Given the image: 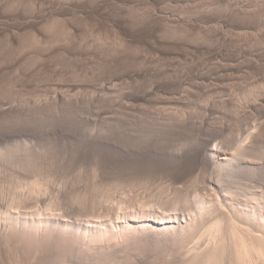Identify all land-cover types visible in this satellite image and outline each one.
Instances as JSON below:
<instances>
[{"label":"rangeland","instance_id":"rangeland-1","mask_svg":"<svg viewBox=\"0 0 264 264\" xmlns=\"http://www.w3.org/2000/svg\"><path fill=\"white\" fill-rule=\"evenodd\" d=\"M54 23L56 26L53 25ZM51 25L54 27H50ZM123 38L127 42L124 49L119 48L117 44L120 40H124ZM37 39L43 43L35 44L34 41ZM132 63L135 64L134 67ZM0 67V152H6L20 160L23 158L20 156L24 150L28 153L32 150L30 154L34 157L42 156L38 158L41 160L43 155L46 156L44 170L49 169L47 174L43 171L46 177V181L43 180V187L47 188H44V193L46 191L47 193L43 195L47 199L44 198L45 202L55 203L52 205L55 208L52 207L53 212H51L53 218L64 214L60 217L70 222L75 220L72 222L75 226L99 216L103 217L102 221L109 218L114 220L110 222L114 225H110L109 228L102 225L104 230L113 228V231L116 229L114 232L118 231L116 233L121 234L120 228V230L123 229L122 233H126V236L121 234L122 237L128 238L129 236L134 240L129 244L131 247L127 245L128 249L125 247L126 244L121 246L124 247L123 253H119L121 258L111 250L102 251L106 248L101 249V246L95 243L92 244L95 248L90 244L89 248L78 246L80 250L77 249V251L78 247L73 250L75 245L72 244L73 247L70 244L71 247L65 245L51 247L49 244L50 246H43L44 248L42 247L43 249L39 251L35 248H33L35 250H30L31 247H28L29 250H26V247L23 250V247L17 245L13 246L16 247L15 250L12 247L10 251H0V264H110L115 259L113 256L116 260L118 259L119 263L124 254L134 264H147V262L148 264H162L165 256H170L172 252L166 251L167 246L161 247L163 244L158 240H156L158 243L148 241V246L144 237H135L141 234V231L136 228L140 224L127 221L126 213L124 214L125 209L153 206L152 208L156 207L158 211L170 210L173 214H176L174 213L176 210V218L178 216L180 224H187L191 219L187 215L190 212V209L187 212L188 208H191V202L195 203L194 199L202 190L203 185L205 191L201 192L206 198L208 197L207 200L211 197L216 201L220 200L216 199L223 195L219 189L213 193L206 187L208 183L206 180L208 181L211 171L204 163L201 164L198 159L196 160L195 155L198 151L200 155L206 154L208 147L216 144L223 151L233 152L237 148L238 142L235 144V141L239 136L248 137V131L253 125L260 127L262 123L264 125V106L258 110L259 112H254L251 111L252 106L245 107L248 104L245 105L243 100H240L245 96L248 97L251 92L258 97L255 100L256 103L264 100V0H0ZM129 86L133 87L134 91ZM119 87H121L120 90L124 88V92L131 89L134 93L146 95L148 100L135 102L129 96L133 92H126L123 96L126 97L124 102L132 105L131 107L135 110L126 114V110L119 108L120 114L114 100L117 94L115 92ZM126 99L129 101L127 102ZM236 107H242L241 110L245 113L239 108L237 111L239 115H242L238 120H233L231 118L234 116L233 111ZM174 111L176 114L178 111V114L181 112L186 114L184 121V113L180 114L183 118L179 121L180 123L177 122L179 127L169 128L168 126L166 128L167 126H159L158 123L157 126L156 121L163 120L161 117L166 116V113L167 115L168 113L175 114ZM146 113H149V117ZM118 114L123 117H118ZM139 114H141L140 117ZM156 116L159 119L155 121L152 118ZM126 118L128 121H125ZM116 120H120L119 126L123 128L119 136L116 130L118 122ZM200 122L203 123L199 124ZM180 124L184 126L180 128ZM126 125L131 126L132 129L130 127L128 130L134 133L132 131L128 133L129 131L124 129ZM164 127L168 131L162 129ZM179 128L180 130L185 128V131H180ZM201 134L202 137H200ZM263 136L264 132L260 137L262 150H264ZM204 137L208 138V141ZM245 139L248 140V142L245 140L246 145L253 141L252 137ZM180 145L185 146V149ZM229 145H231L230 148ZM186 147L192 153L191 156L182 160V163L181 161L176 162L177 167L174 163H168L167 166L165 157L171 156L172 153L176 154L177 149H179L177 153L180 150L184 151ZM205 149H207L206 152ZM17 150H21L22 152L19 151L21 154H18ZM188 150L184 153H189ZM201 151L204 152L201 153ZM15 152L17 156L13 154ZM261 152L257 155L259 159H261ZM185 160L187 162L183 163ZM8 164L10 163L7 161L0 163V213L7 209L5 207H8L9 203L11 204L17 198L16 196L22 197L23 195V199L26 198L22 199V206L27 203L24 201H33L32 199L36 198L30 195L32 194L30 189H25L33 179L29 180L30 183L26 179L17 182L11 172L13 167ZM48 165L52 168L47 167ZM7 171L10 172L6 176ZM21 182H24L23 186ZM246 182L244 183L250 185L243 190L244 195L250 196L253 193L250 191L253 187H255V192L257 190L259 194L264 193L263 183L261 189L258 188L257 182ZM17 186L20 190L23 187L22 192ZM259 189L263 191L259 192ZM171 201L179 202L176 203L179 207L175 202L173 206ZM35 203L36 209L39 205ZM47 205L48 203L42 204V208L39 207L43 209ZM181 206L185 207L180 208ZM174 207L176 209L173 212ZM0 225L6 227L7 223L0 221ZM1 226L0 236L3 232H7L8 235L9 232L12 234L9 227ZM131 226L137 229L134 233L139 232V234L128 231ZM140 238L143 241L145 239L147 245L142 243ZM153 244L156 245L153 246ZM97 246L100 247L97 248ZM65 247L67 250L64 249ZM81 247L84 249L82 250ZM99 252H106V255ZM98 253L99 259L96 256ZM168 256L163 262L168 261ZM101 257L107 259H101ZM126 257L121 260L120 264L129 263L130 259ZM171 258L172 256L169 260ZM116 260L112 263L117 264Z\"/></svg>","mask_w":264,"mask_h":264},{"label":"bare ground","instance_id":"bare-ground-1","mask_svg":"<svg viewBox=\"0 0 264 264\" xmlns=\"http://www.w3.org/2000/svg\"><path fill=\"white\" fill-rule=\"evenodd\" d=\"M116 1V0H115ZM18 2V1H16ZM90 2V1H89ZM104 2V1H103ZM72 4V3H71ZM76 4V3H75ZM83 4V3H82ZM92 4V3H91ZM134 4V3H133ZM57 5V4H56ZM90 5V3H89ZM232 5V4H231ZM83 6V5H82ZM81 6V8H82ZM87 6V5H86ZM98 6V5H97ZM100 6V5H99ZM16 7V6H15ZM42 7V6H41ZM104 7V6H103ZM247 7V6H246ZM251 7V6H250ZM52 8V7H51ZM68 8V7H67ZM66 8V9H67ZM94 8V6H93ZM223 8V7H222ZM211 9V8H210ZM221 9V8H220ZM230 9V8H229ZM79 10V9H78ZM106 10V8H105ZM205 10V9H204ZM208 10V9H207ZM213 10V9H212ZM242 10V9H241ZM83 11V10H82ZM86 11V10H85ZM96 11V10H95ZM233 11V10H232ZM243 11V10H242ZM8 12V11H7ZM46 12V11H45ZM69 12V11H68ZM74 12V11H73ZM71 14V13H70ZM138 14V13H137ZM240 14V13H239ZM17 15V14H15ZM25 15V14H24ZM77 15V14H76ZM113 15V14H112ZM136 15V14H134ZM7 16V15H6ZM62 16V15H61ZM85 16V15H84ZM107 16V15H105ZM259 16V15H258ZM5 17V16H4ZM47 17V16H46ZM79 17V16H78ZM120 17V16H119ZM160 17V16H159ZM234 17V16H233ZM82 18V17H81ZM87 18V17H86ZM124 18V17H123ZM138 18V17H137ZM250 18V17H249ZM66 19V18H65ZM68 19V18H67ZM143 19V18H142ZM149 19V18H148ZM168 19V18H167ZM258 19V18H257ZM38 20V19H37ZM99 20V19H98ZM252 20V19H251ZM47 21V20H46ZM58 21V20H57ZM143 21V20H142ZM161 21V20H160ZM254 21V20H253ZM119 22V21H118ZM123 22V21H122ZM170 22V21H169ZM33 23V22H31ZM49 23V22H48ZM75 23V22H74ZM84 23V22H83ZM110 23V22H109ZM47 24V23H46ZM107 24V23H106ZM120 24V23H119ZM54 26L55 23L53 24ZM53 25H51L50 27H52ZM117 25V24H116ZM179 25V24H178ZM246 25V24H245ZM48 26V25H47ZM53 26V27H54ZM119 26V25H118ZM130 26V25H129ZM31 27V26H30ZM60 27V26H59ZM58 27V29H59ZM99 27V26H98ZM142 27V26H141ZM57 28V27H56ZM64 28V27H63ZM69 28V27H68ZM118 28V27H117ZM62 29V28H60ZM65 29V28H64ZM64 29L62 30V32L64 31ZM116 29V28H115ZM144 29V28H143ZM167 29V28H166ZM186 29V28H185ZM25 30V29H24ZM55 30V29H54ZM168 30V29H167ZM79 31V30H78ZM110 31V30H109ZM45 32V31H44ZM53 32V31H52ZM58 32V31H56ZM191 32V31H190ZM43 33V32H42ZM48 33V32H47ZM82 33V32H81ZM100 33V31H99ZM120 33V32H119ZM179 33V32H178ZM40 34V33H39ZM57 34V33H56ZM60 34V32H59ZM62 34V33H61ZM71 34V33H70ZM97 34V33H96ZM121 34V33H120ZM125 34V33H124ZM134 34V33H133ZM186 34V33H185ZM16 35V34H15ZM34 35V34H33ZM41 35V34H40ZM49 35V34H48ZM66 35V34H65ZM105 35V33H104ZM116 35V34H115ZM132 35V34H131ZM61 35H59L60 37ZM86 36V35H85ZM94 36V35H93ZM123 36V35H122ZM164 36V35H163ZM171 36V35H170ZM180 36V35H179ZM45 37V35H44ZM49 37V36H48ZM56 37V36H54ZM63 37V36H62ZM67 37V35H66ZM102 37V36H101ZM119 37V36H118ZM121 37V36H120ZM24 38V37H23ZM27 38V37H26ZM33 38V37H32ZM39 38V37H37ZM53 38V37H52ZM109 38V37H108ZM114 38V37H113ZM112 38V39H113ZM129 38V37H128ZM17 39V38H16ZM41 39V38H40ZM35 40V44H40L41 40ZM49 39V38H48ZM66 39V38H65ZM124 39V38H123ZM173 39V38H172ZM45 40V39H44ZM171 40V39H169ZM192 40V39H191ZM196 40V39H195ZM12 41V40H11ZM57 41V40H56ZM59 41V40H58ZM57 41V42H58ZM66 41V40H65ZM99 41V40H98ZM46 42V41H45ZM8 43V42H7ZM15 43V42H14ZM26 43V42H25ZM33 43V42H32ZM43 43V41L41 42ZM48 43V42H47ZM103 43V42H102ZM107 43V42H106ZM114 43V42H113ZM134 43V42H133ZM138 43V42H137ZM192 43V42H191ZM12 44V43H11ZM53 44V43H52ZM68 44V43H67ZM97 44V43H96ZM119 48H122L124 49L123 47H126L127 46V42L124 40H120L119 43H117ZM132 44V43H131ZM19 45V44H17ZM47 45V44H46ZM80 45V44H79ZM94 45V44H93ZM106 45V44H105ZM21 46V45H20ZM29 46V45H28ZM87 46V45H86ZM103 46V45H102ZM131 46V45H130ZM9 47V46H8ZM30 47V46H29ZM36 47V46H35ZM38 47V45H37ZM69 47V46H68ZM77 47V46H76ZM117 47V46H115ZM114 47V48H115ZM73 48V47H72ZM75 48V47H74ZM45 49V47H44ZM101 49V48H100ZM90 50V49H89ZM126 50V49H125ZM12 51V50H11ZM18 51V50H17ZM115 51V50H114ZM117 51V50H116ZM137 51V50H136ZM111 52V51H110ZM4 53V52H3ZM17 53V52H16ZM42 53V52H41ZM128 53V52H127ZM144 53V52H143ZM9 54V53H8ZM141 54V53H140ZM64 55V54H63ZM103 56V55H102ZM53 57V56H52ZM127 57V56H126ZM4 59V58H3ZM43 59V58H42ZM62 59V58H61ZM105 59V58H104ZM120 60V59H119ZM21 61V60H20ZM102 61V60H101ZM6 62V61H5ZM126 62V61H125ZM134 62V61H133ZM9 63V62H8ZM32 63V61H31ZM47 63V62H46ZM131 63V62H130ZM19 64V63H18ZM24 65V64H23ZM126 65V64H125ZM133 65V63H132ZM131 65V66H132ZM135 65V64H134ZM133 65V67H134ZM139 65V64H138ZM137 65V66H138ZM141 65V64H140ZM29 66V65H28ZM35 66V65H34ZM124 66V65H123ZM67 67V66H66ZM108 67V66H107ZM130 67V65H129ZM1 68V67H0ZM29 68V67H28ZM115 68V67H114ZM117 68V67H116ZM140 68V67H139ZM46 69V68H45ZM37 71V70H36ZM109 71V70H108ZM3 72V71H2ZM81 78V77H80ZM9 83V82H8ZM134 83V82H133ZM255 86V85H254ZM7 87V86H6ZM130 87V86H129ZM257 87V86H256ZM261 87V86H260ZM121 87H119V91L117 90V92H115V104H117L118 108H116L117 110H119V108H123L124 110L127 111L126 114H130L133 110V108L130 106V104H126V102H124L125 98L123 96L126 95V92H133L134 91V88L133 87H130L133 89V91H125L124 92V88L120 90ZM4 89V88H3ZM7 89V88H6ZM129 89V88H128ZM246 89V88H244ZM259 89V88H258ZM261 89V88H260ZM1 90V88H0ZM107 90V89H106ZM248 90V89H247ZM123 91V92H122ZM257 91V90H255ZM140 92V91H139ZM129 93H127V96L129 95ZM250 93V92H249ZM248 93V94H249ZM253 94V92H251ZM250 93V94H251ZM261 93V92H260ZM2 94V93H1ZM125 94V95H124ZM190 94V93H189ZM249 94L248 97H244L243 99L241 98L240 100L244 102V104L246 105V103L248 105H246L245 107H248V106H252V109L251 111H254V112H259L258 110H261V107L264 106V100L263 102H258L256 103V98L258 99V97L255 95V93L253 95H255L253 97V95L251 96ZM257 94V93H256ZM236 95V94H235ZM130 96V99H133V101L135 100V102H140V101H146L148 100L146 98V95L143 96L142 94L139 95L138 93H132V95H129ZM128 96V97H129ZM244 96V95H243ZM71 97V96H70ZM127 97V98H128ZM148 97V95H147ZM261 97V96H260ZM124 98V99H123ZM193 98V97H192ZM195 98V97H194ZM240 98V97H239ZM82 99V98H81ZM129 99V98H128ZM126 99V101L128 100ZM111 100V99H110ZM158 100V99H157ZM184 100V99H183ZM189 100V99H188ZM218 100V99H217ZM232 100V99H231ZM234 100V99H233ZM238 100V99H237ZM129 101V100H128ZM127 101V102H128ZM132 101V103H133ZM239 101V100H238ZM255 101V102H254ZM262 101V100H261ZM32 102V101H31ZM236 102V101H235ZM241 102V103H243ZM87 103V102H86ZM107 103V102H105ZM112 103V102H111ZM130 103H131V100H130ZM155 103V102H154ZM185 103V102H184ZM193 103V102H192ZM232 103V102H231ZM70 104V103H69ZM94 104V103H93ZM138 104V103H137ZM152 104V103H151ZM200 104V103H199ZM236 104V103H235ZM239 104H240V101H239ZM12 105V104H11ZM57 105V104H56ZM62 105V104H61ZM101 105V104H100ZM143 105V104H142ZM217 105V104H216ZM222 105V104H221ZM165 106V105H164ZM190 106V105H189ZM201 106V105H200ZM218 106V105H217ZM36 107V106H35ZM99 107V106H98ZM134 107V106H133ZM148 107V106H147ZM151 107V106H150ZM182 107V106H181ZM216 107V106H215ZM228 107V106H227ZM55 108V107H54ZM115 108V107H114ZM217 108V107H216ZM215 108V109H216ZM240 107H236V110L234 108V111H233V115L231 119L233 120H238V118L240 117V114L239 115V110ZM250 108V107H249ZM248 108V109H249ZM11 109V108H10ZM62 109V108H61ZM68 109V108H67ZM72 109V108H71ZM96 109V108H95ZM140 109V108H138ZM147 109V108H146ZM155 109V108H154ZM176 109V108H175ZM208 109V108H207ZM206 109V111H208ZM213 109V108H211ZM241 109H243L242 107L240 108V111H242ZM247 109V108H246ZM55 110V109H54ZM114 110V109H113ZM132 110V111H131ZM233 110V109H231ZM230 110V111H231ZM144 111V109H143ZM146 111V110H145ZM168 111V110H167ZM171 111V110H170ZM196 111V109H195ZM218 111V109H217ZM64 112V111H63ZM83 112V111H82ZM120 113V110L118 111ZM117 112V113H118ZM122 112V111H121ZM129 112V113H128ZM137 112V111H136ZM142 112V110H141ZM179 112V111H178ZM174 113L175 114H169L167 115L166 113V116H162L161 119L156 118H152L153 120H158L159 121H156L155 123L159 124V126H167L166 128H171L173 126H175L174 128L176 127H179L178 126V123H180L179 121H181V119L183 118V121L184 119L186 118V114L184 112H181L178 114ZM197 112V111H196ZM210 112H213V111H210ZM243 113H245L244 111H242ZM11 113V112H10ZM78 113V112H77ZM123 113V112H122ZM143 113V112H142ZM141 113V114H142ZM163 115L164 112H162ZM161 113V114H162ZM171 113V112H170ZM184 115L181 117L180 114H183ZM116 114V113H115ZM121 114V113H120ZM139 114V117L140 115ZM149 113H146V116L148 115ZM160 114V116H161ZM191 114V113H190ZM216 114V113H215ZM219 114V113H218ZM227 114V113H226ZM259 114V113H258ZM264 114V113H263ZM53 115V114H52ZM56 115V114H55ZM133 115V114H131ZM145 115V113H144ZM157 115V114H156ZM159 115V114H158ZM187 115H189L187 113ZM207 115V114H205ZM244 115V114H243ZM2 116V115H1ZM18 116V115H17ZM153 116V115H152ZM214 116V115H213ZM254 116V114H253ZM6 117V116H4ZM118 117L122 118L121 116H119L118 114ZM126 117V116H125ZM128 117V116H127ZM138 117V116H137ZM138 117V119H139ZM145 117V116H144ZM143 117V118H144ZM149 117V115L147 116ZM151 117V115H150ZM165 117V118H163ZM205 117V116H204ZM209 117V116H208ZM212 117V116H211ZM231 117V116H230ZM246 117V116H245ZM248 117V116H247ZM53 118V117H52ZM251 118V117H250ZM115 119V118H114ZM113 119V120H114ZM124 119V118H123ZM142 119V117H141ZM150 119V118H149ZM207 119V118H206ZM247 119V118H245ZM21 120V119H20ZM58 120V119H57ZM121 120V119H120ZM120 120H116L118 121L117 122V127H116V130H117V134L119 136V134H121V130L123 129L122 126L120 128L119 126V123H120ZM134 120V119H133ZM140 120V119H139ZM146 120V119H145ZM161 120V121H160ZM250 120V119H249ZM44 121V120H43ZM125 121H128L127 118ZM124 121V122H125ZM151 121V120H150ZM189 121V120H188ZM203 121V120H202ZM10 122V121H9ZM122 122V121H121ZM160 122V123H159ZM178 122V123H177ZM186 122V121H185ZM184 122V123H185ZM205 122V121H203ZM203 122H200L199 124L203 123ZM221 122V121H220ZM230 122V120H229ZM126 123V122H125ZM123 123V124H125ZM147 123V122H145ZM188 123V122H187ZM47 124V123H46ZM122 124V125H123ZM132 124V123H131ZM135 124V123H134ZM157 124V126H158ZM191 124V123H189ZM220 124V123H219ZM250 124V123H249ZM60 125V124H59ZM116 125V124H115ZM129 125V124H128ZM128 125H126V128H124L125 130L127 129H130L131 126L128 127ZM204 125V124H202ZM235 125V124H234ZM262 127L260 126H252V128H250V130L248 131L249 134H247L248 137H243V135L239 136L238 139H236L235 141V144L236 142L237 143V148L234 150L233 148V152H226V151H223V149H219L220 147L217 146V144L215 146H209L208 147V151L207 149H205L204 151L206 152V154L202 155L204 151H201V155L197 152V155H195L196 157V160L198 159L201 164L204 163L208 170H210V176L208 181L206 180V183H207V188L208 189H211L213 191V193H216L214 191H216L217 189H219V191L222 192L223 195H221V198L217 197L216 199H220V200H214L213 197L209 198V200H207V198L204 196V194L201 192L203 190V187H205L203 185L202 187V190L197 194V196L195 197L194 201L195 203L193 204V202H191L192 206L191 208L189 207L188 208V211L189 212V209H190V212L187 214L188 216L191 217V219H189L188 221H190L189 223L187 224H180V222L178 221V216L176 218V208L174 207L173 209V212L175 210L174 213L176 214H173L170 210L169 211H158L156 210L155 208H152L150 207H145L143 206V208H127L125 209L126 211L124 212V214L127 216L126 219L127 221L129 222H133V223H139L140 225L136 228H138L141 232L140 235H136L135 237H144L147 241V244L149 246V243L148 241H152V242H155L156 240H158V242L160 241L161 244H163V246L161 247H164V246H167L166 247V251L167 252H172V254L170 256H172V258L169 260L170 256H168L167 260L168 261H165L163 262L164 260H166V257L164 258V260L162 261V264H264V193L263 194H259L256 190L255 192V187H253L252 191L253 193L250 195V196H247V195H244L243 194V190H246L245 188L249 185L245 184L244 182L247 181L246 183H258V188H261L262 189V183L264 184V150L263 149V145L260 141V137L262 135V133L264 132V128H263V123L261 124ZM57 126V125H56ZM155 126V125H154ZM181 126H184L182 124H180V128ZM188 126V125H187ZM186 126V127H187ZM197 126V125H196ZM200 126V125H199ZM198 126V127H199ZM211 127V125H209ZM214 126V125H213ZM212 126V127H213ZM243 126V125H242ZM246 126V125H245ZM248 126V125H247ZM250 126V125H249ZM124 127V126H123ZM135 127V126H134ZM137 127V125H136ZM162 128V129H166V128ZM193 127V125L191 126ZM190 127V129H191ZM209 127V128H210ZM160 128V127H159ZM172 128V129H174ZM179 128V130H180ZM183 128V127H182ZM195 128V126H194ZM202 128V127H201ZM214 128V127H213ZM222 128V127H221ZM132 129V127H131ZM146 129V128H145ZM161 129V128H160ZM196 129V128H195ZM203 129V128H202ZM224 129V128H223ZM222 129V130H223ZM249 129V128H248ZM134 130V128H133ZM158 130V129H157ZM192 130V129H191ZM201 130V129H200ZM206 130V129H205ZM211 130V129H210ZM215 130V129H214ZM221 130V131H222ZM228 130V129H227ZM231 130V129H230ZM234 130V129H233ZM240 130V129H238ZM246 130V128H245ZM129 132L128 133H131L130 131L132 130H128ZM150 131V129H149ZM155 131V130H153ZM166 131H168L166 129ZM180 131H185V128L184 130H180ZM198 131V130H197ZM236 131V130H235ZM244 131V130H243ZM133 132V131H132ZM156 132V131H155ZM179 132V131H177ZM176 132V133H177ZM195 132V130H194ZM200 132V131H199ZM205 132V131H204ZM224 132V131H223ZM241 132V131H240ZM123 133V131H122ZM127 133V134H128ZM134 133V132H133ZM136 133V132H135ZM138 133V132H137ZM160 133V131H159ZM172 133V132H171ZM175 133V132H174ZM182 133V132H181ZM239 133V132H238ZM247 133V132H246ZM245 133V134H246ZM125 134V133H124ZM126 134V135H127ZM198 134V132H197ZM203 134V133H202ZM202 134L200 137H202ZM213 135V133H210ZM215 134V133H214ZM221 134V133H220ZM223 134V133H222ZM133 135V134H132ZM138 135V134H137ZM205 136L208 134H204ZM131 136V135H130ZM196 136V134H195ZM199 136V135H198ZM197 136V137H198ZM234 136V135H233ZM238 136V135H237ZM122 137V135H121ZM211 137V135H210ZM214 137V136H213ZM212 137V138H213ZM224 137V136H223ZM249 137H252L251 141H249L251 144H244L247 140L245 138H249ZM264 137V136H263ZM262 137V138H263ZM234 138V137H233ZM125 139V138H124ZM194 139V138H193ZM197 139V138H195ZM205 140H207L205 137H204ZM48 140V139H47ZM119 140H120V137H119ZM127 140V139H126ZM203 140V139H202ZM210 140V139H209ZM232 140V141H233ZM208 141V140H207ZM228 141V140H226ZM125 142V141H124ZM132 142V141H131ZM195 142V141H194ZM206 142V141H205ZM231 142V141H230ZM248 142V140H247ZM52 143V142H51ZM122 143V142H121ZM188 143V142H187ZM196 143V142H195ZM208 143V142H207ZM227 143V142H226ZM179 144V143H178ZM225 144V142H224ZM231 144V143H229ZM27 145V144H26ZM33 145V144H32ZM44 145V144H43ZM49 145V144H48ZM183 145V144H182ZM193 145V144H192ZM204 145H206V143H204ZM233 145V146H234ZM120 146V145H119ZM127 146V145H126ZM177 146V145H176ZM181 146V145H180ZM179 146V147H180ZM185 146H186V142H185ZM185 146H181L183 149H185L184 147ZM187 146H190V145H187ZM18 147V146H17ZM22 147V146H21ZM117 147V146H116ZM180 147V148H181ZM205 147V146H204ZM231 147V145H229V148ZM26 148V147H25ZM55 148V147H54ZM123 148V147H122ZM178 148V147H177ZM181 148V149H182ZM187 148V147H186ZM206 148V147H205ZM22 149V148H21ZM24 149V148H23ZM22 149V150H23ZM124 149V148H123ZM176 149V148H175ZM182 149V150H183ZM189 148H187L186 150H188ZM16 150V148H15ZM179 149H177L176 151V154L174 153H170L171 156L169 157H165V161H166V164L168 166V163H171L174 165H176L175 163L177 162H180L182 163V160L186 159V158H189L191 156L192 153H190V150H188L189 153H184V151L177 153ZM230 151V149H228ZM11 151V150H10ZM18 151V150H17ZM20 152H22L21 150H19ZM18 151V152H19ZM32 151V150H31ZM30 151V153H31ZM36 151V150H35ZM119 151V150H118ZM126 151V150H125ZM232 151V150H231ZM262 151V152H261ZM17 152V153H18ZM18 153V154H21V153ZM47 152V151H46ZM48 152L50 153V151L48 150ZM168 152V151H167ZM175 152V151H174ZM194 152V153H196ZM261 152V159L257 158V155H259L258 153ZM6 153V152H4ZM3 152L1 153L0 152V163L3 164L4 162L6 163V161L8 163L11 164V166L13 167L12 169V173H13V177L18 181H21L22 179H26V181H29L30 179H33V181L30 183V181L28 183L30 184H27V187L25 189H30L32 192V197H36L35 199H32L33 201H24V203H26L25 206H22L21 203H23V200H25L26 198L23 199V195L22 197L20 196H16L14 195V199L12 198L13 202L9 205L8 207H5L7 209H5V211H1L2 213H0V221L1 222H5L7 223L6 227L8 229H10V231H12V234L9 232V235L4 233L3 231L5 230H2L3 232V235L0 236V251L1 250H8L10 251V249L13 247V246H17V245H20L21 248L23 247V250L24 248L26 247V250H29L28 247L31 249L35 248L39 251V249H43L44 247H46V245H49L51 244V247L53 245H65V246H69V244L71 245H75L74 246V249L75 250V247H80V246H90V244L94 245L95 244H98L100 246H97V248H106V249H103L102 251H105V250H111L113 251L114 253L120 255L121 253H123L122 251L124 250L121 246L122 245H125V247L127 248V245L129 246V244L131 242H133L134 240L132 239L133 237H129L128 235V238L126 237H122L123 235H125L126 233H122L123 229L120 230L119 228V232H121V235L120 233H116L113 231V228L110 230V229H105L102 228L104 226L102 225H105L106 227L110 225H114L110 222H113L114 220H105L103 219L102 221V218L101 216L97 217V218H94V219H90V220H87V221H83L84 223H76L78 224L77 226H75L74 221H71L70 220H66L64 218H61L60 216L61 215H64V214H61L59 217L57 218H53L52 216V203H49L48 201L45 202L47 199L44 197V195H46L47 191L44 193L46 186L43 187V180H45V173L43 171H46V174L48 172V169L44 170V166L46 165V161H45V158L46 156L43 155V158L42 160L45 161L43 162L41 159H38L39 157H42V156H39L41 155V153L38 155L39 157H34L32 156L30 153H28L27 151L24 150V152L21 154L22 156H20L22 159L17 161L15 158H13V156H10L8 155V153L4 154ZM123 153V152H122ZM193 153V155H194ZM12 154V153H11ZM17 156L16 152L13 153ZM166 154V153H165ZM199 154V155H198ZM34 155V153H33ZM37 156V154H35ZM47 155V154H46ZM63 155V154H62ZM120 155V154H119ZM124 155V154H123ZM164 155V154H163ZM14 156V157H16ZM165 156V155H164ZM48 157V156H47ZM57 157V156H56ZM125 157V156H124ZM162 157V156H161ZM194 157V156H193ZM260 157V156H259ZM2 158V159H1ZM57 159V158H56ZM123 159V158H122ZM132 159V158H131ZM259 159V160H258ZM4 161L3 163L1 161ZM48 160H50V158H48ZM71 160V159H70ZM188 160V159H187ZM192 160V159H191ZM194 160V158H193ZM52 161V160H50ZM96 161V160H95ZM120 161V160H119ZM189 161V160H188ZM198 161V162H199ZM59 162V161H57ZM187 161L185 160V162L183 163H186ZM196 162V161H195ZM49 163H52V162H49ZM8 164V165H10ZM48 164V163H47ZM200 164V165H201ZM5 165V164H4ZM3 165V166H4ZM57 165V164H56ZM59 165V164H58ZM178 165V164H177ZM176 165V167H177ZM194 165V164H193ZM199 165V164H198ZM2 166V167H3ZM7 166V165H6ZM50 165H48L47 167H49ZM53 166V165H52ZM55 166V165H54ZM62 166V165H61ZM96 166V165H95ZM192 166V164H191ZM1 167V168H2ZM10 167V166H9ZM51 167V166H50ZM58 167V166H57ZM60 167V166H59ZM173 167V165H172ZM52 168V167H51ZM54 168V167H53ZM96 168V167H95ZM190 168V167H189ZM3 169V168H2ZM172 169V168H170ZM182 169V168H181ZM5 170V169H4ZM7 170V169H6ZM9 170V169H8ZM11 170V169H10ZM3 171V170H2ZM60 171V170H59ZM99 171V170H98ZM97 171V172H98ZM177 171V170H176ZM180 171V169L178 170ZM177 171V172H178ZM4 172V171H3ZM10 172V171H9ZM8 171L5 172L4 174L7 176V173H9ZM51 172V171H50ZM102 172V171H100ZM54 173V172H53ZM63 173V172H62ZM61 173V174H62ZM96 173V172H95ZM172 174V173H171ZM178 174V173H177ZM181 174V173H179ZM196 174V173H195ZM208 174V173H207ZM3 175V174H2ZM51 175V174H50ZM81 175V174H80ZM10 176V174H9ZM96 176V175H95ZM178 176V175H177ZM201 176V175H200ZM199 176V177H200ZM1 177V176H0ZM5 177V176H4ZM12 177V178H13ZM49 177V176H48ZM75 177V176H74ZM83 177V176H82ZM54 178V177H53ZM57 178V177H56ZM81 178V177H80ZM188 178V177H187ZM8 179V178H7ZM28 179V180H27ZM69 179V178H67ZM75 179V178H74ZM90 179V178H89ZM100 179V178H99ZM98 179V180H99ZM204 179V178H203ZM11 180V179H10ZM15 180V181H16ZM50 180V179H48ZM47 180V181H48ZM170 180V179H169ZM13 181V179H12ZM23 181V180H22ZM25 181V182H26ZM100 181V180H99ZM249 181V182H248ZM14 182V181H13ZM83 182V181H82ZM204 182V181H203ZM16 183V182H15ZM22 183V182H21ZM19 183V184H21ZM24 183V182H23ZM23 183H22V186H23ZM47 183V182H46ZM50 183V181H49ZM102 183V182H101ZM197 183V182H196ZM196 183H193L194 185ZM202 183V182H201ZM200 183V184H201ZM261 183V184H260ZM17 184V183H16ZM18 184V185H19ZM26 184V183H25ZM199 184V185H200ZM30 185V186H29ZM48 185V183H47ZM82 185V184H81ZM95 185V184H94ZM3 186V185H2ZM16 186V185H15ZM21 186V185H20ZM26 186V185H25ZM29 186V187H28ZM51 186V185H50ZM198 186V185H197ZM4 187V186H3ZM2 187V188H3ZM7 187V186H6ZM99 187V186H98ZM200 187V186H199ZM13 188V187H12ZM18 188V186H17ZM100 188V187H99ZM10 189V188H9ZM19 189V188H18ZM22 189L23 187H21V192H22ZM47 189V188H46ZM65 189V188H64ZM87 189V188H86ZM94 189V188H93ZM206 189V188H204ZM160 190V189H159ZM166 190V189H165ZM200 189H198L199 191ZM6 191V190H5ZM29 191V190H28ZM82 191V190H81ZM85 191V190H84ZM89 191V190H88ZM93 191V190H92ZM98 191V190H97ZM196 191V190H195ZM205 191V190H203ZM210 192V190H208ZM207 191V192H208ZM211 191V193H212ZM249 191V189H248ZM259 192L263 191V190H258ZM15 192V191H13ZM17 192V190H16ZM161 192V191H159ZM264 192V191H263ZM18 193V192H17ZM63 193V192H62ZM206 193V192H205ZM44 194V195H43ZM53 194V193H52ZM80 194V193H79ZM101 194V193H100ZM203 194V195H202ZM210 194V193H209ZM220 194V193H219ZM218 194V195H219ZM210 195H213L214 194H210ZM208 195V196H210ZM16 196V197H15ZM62 196V195H61ZM65 196V195H64ZM84 196V195H83ZM92 196V195H91ZM98 196V195H96ZM13 197V196H12ZM19 197V198H18ZM43 198V199H40V198ZM67 197V196H66ZM85 197V196H84ZM83 197V199H84ZM89 197V196H88ZM46 200H45V199ZM50 198V196H49ZM97 198V197H96ZM213 198V199H212ZM23 199V200H22ZM37 199V201H35ZM76 199V198H75ZM78 199V198H77ZM79 199H81L79 197ZM99 199V198H98ZM180 199V198H179ZM212 199V200H211ZM2 200V199H1ZM11 200V201H12ZM52 200V199H51ZM57 200V199H56ZM101 200V199H100ZM175 200V199H174ZM177 200V199H176ZM55 201V200H54ZM53 201V202H54ZM74 201V200H73ZM76 201V200H75ZM161 201V200H160ZM189 201V200H188ZM37 202V205H39L41 207V205H45L48 203V205L46 206V208L44 207L43 209H41L39 206V208L35 209V206H36V203ZM76 202H79V201H76ZM85 202V201H84ZM132 202V201H131ZM155 202V201H154ZM172 202V201H171ZM174 202L173 201V206H174ZM190 202V201H189ZM5 203V202H4ZM39 203V204H38ZM81 203V202H80ZM178 204L179 202H175V204ZM187 203V202H186ZM185 203V204H186ZM41 204V205H40ZM61 204V203H60ZM75 204V203H74ZM176 204V205H177ZM189 204V203H187ZM80 205V204H79ZM101 205V204H100ZM158 205V204H157ZM172 205V204H171ZM180 205V204H179ZM190 205V204H189ZM187 205V206H189ZM7 206V205H6ZM93 206V205H92ZM120 206V205H119ZM129 206V205H128ZM131 206V204H130ZM138 206V205H137ZM172 206V207H173ZM186 206V205H185ZM184 206V207H185ZM75 207V206H74ZM95 207V206H94ZM145 207V208H144ZM177 207H179L177 205ZM184 207H180V208H184ZM55 208V207H54ZM53 208V209H54ZM87 208V207H86ZM123 208V207H122ZM158 208V207H157ZM168 208V207H167ZM171 208V207H170ZM187 208V207H186ZM4 209V208H3ZM59 209V208H58ZM155 209V210H154ZM179 209V208H178ZM56 210V209H55ZM55 210H54V213H55ZM97 210V209H96ZM119 210V209H118ZM121 210V209H120ZM185 210V209H184ZM187 210V209H186ZM124 211V210H123ZM122 211V212H123ZM183 211V210H181ZM180 211V212H181ZM59 212V211H58ZM66 212V211H65ZM118 212V211H117ZM120 212V211H119ZM179 212V210H178ZM193 214H192V213ZM113 213V212H111ZM182 213V212H181ZM184 213V211H183ZM192 215H191V214ZM60 214V213H59ZM123 214V213H122ZM180 214V213H179ZM190 214V215H189ZM55 215V214H54ZM56 215H57V212H56ZM105 215V214H104ZM110 215V214H108ZM124 215V217H125ZM175 215V216H173ZM186 215V214H185ZM73 216V215H72ZM123 216V215H122ZM184 216V215H183ZM65 217V216H63ZM69 217V216H68ZM111 217V216H110ZM79 218V217H78ZM184 218L186 219V216H184ZM188 218V217H187ZM68 219V218H67ZM70 219V218H69ZM78 220V219H77ZM86 220V219H84ZM184 220V219H183ZM118 221V220H117ZM77 222V221H76ZM115 223V222H114ZM4 224V223H2ZM1 224V225H2ZM100 224V226H99ZM132 224V223H131ZM0 225V226H1ZM4 226V225H3ZM1 226V227H3ZM19 228H18V227ZM120 226V225H118ZM129 226V225H128ZM128 226H125V228H128ZM4 226V228H6ZM114 227V226H112ZM122 227V226H120ZM6 229V230H8ZM130 230L128 231H132V233H134V231L137 232V229L135 230V227H129ZM126 230V229H125ZM138 230V231H139ZM1 231V229H0ZM127 232V231H126ZM135 232V233H136ZM202 232V233H201ZM129 233V232H127ZM134 233V234H135ZM201 233V236H199ZM1 234V233H0ZM11 234V235H10ZM133 234V235H134ZM136 234H139L136 233ZM132 235V236H133ZM126 236V235H125ZM132 239V240H131ZM135 239V238H134ZM141 239V238H140ZM145 239L143 241L142 240V243H145ZM154 240V241H153ZM136 241V240H135ZM141 242V241H140ZM157 242V241H156ZM157 242V243H158ZM139 244V241L137 242ZM159 243V244H160ZM134 244V243H133ZM136 244V243H135ZM146 244V243H145ZM146 244V245H147ZM152 243L150 242V245ZM24 245V246H22ZM71 245V246H72ZM92 245V246H93ZM132 245V244H131ZM140 245V244H139ZM156 244H153V246H155ZM19 246V248H20ZM44 246V247H43ZM50 246V245H49ZM47 246V247H49ZM57 246V247H58ZM69 246V247H71ZM96 246V245H95ZM142 246V245H141ZM152 246V245H151ZM43 247V248H42ZM56 247V248H57ZM61 247V246H60ZM58 247V248H60ZM73 247V246H72ZM76 248V251L77 249L80 250V248ZM94 247V246H93ZM131 247V246H129ZM144 247V245L142 246ZM140 247V248H142ZM16 247H13L12 249L15 250ZM17 247V249H19ZM55 248V247H54ZM52 248V250L54 249ZM57 248V249H58ZM67 247H65L64 249H66ZM89 248V247H88ZM95 248V247H94ZM158 248H160V246H158ZM33 249V250H35ZM62 249H63V246H62ZM81 249L83 250L84 248L81 247ZM86 249V248H85ZM128 249V248H127ZM149 249V248H148ZM67 250V249H66ZM78 250V251H79ZM88 250V249H86ZM145 250V249H143ZM169 250V251H168ZM12 251V250H11ZM37 251V252H38ZM91 251V250H90ZM97 251H100V250H97ZM100 251V252H102ZM6 252V251H5ZM87 252V251H86ZM99 252V253H100ZM110 252V251H109ZM149 252V250H148ZM152 252V251H151ZM13 253V252H12ZM31 253V252H30ZM80 253V252H79ZM89 253V251H88ZM92 253V252H91ZM99 253L98 255H96L97 257L99 256ZM105 253V254H104ZM120 253V254H119ZM137 253V251H136ZM146 253V252H145ZM165 253V252H164ZM6 254V253H5ZM20 254V253H19ZM34 254V253H33ZM62 254V253H61ZM100 254H104L106 255V252H103V253H100ZM107 254H108V251H107ZM154 254V253H153ZM168 254V253H166ZM16 255V254H15ZM103 255V256H104ZM109 255V254H108ZM111 257H112V252H111ZM115 255V254H113ZM117 255V256H118ZM128 255V254H126ZM131 255V254H130ZM11 256V255H10ZM102 256V257H103ZM132 256H135L132 254ZM162 256V255H161ZM18 257V256H17ZM50 257V256H49ZM96 257V258H97ZM101 259H107V258H102ZM105 257V256H104ZM107 257V256H106ZM126 257L125 254L124 256L122 257V259ZM34 258V257H33ZM38 258V257H37ZM110 258V257H109ZM113 258H115L114 260H112ZM113 258H110L112 261H115L116 260V257L113 256ZM118 258V257H117ZM120 258H121V255H120ZM119 258V259H120ZM126 258H129V257H126ZM136 258V257H135ZM143 258V256H142ZM79 259V258H78ZM95 259V258H94ZM99 259V257H98ZM97 259V260H98ZM100 259V261H101ZM119 260V263H118V259L116 260L117 264H120L121 260ZM130 259V258H129ZM138 259V258H137ZM136 259V260H137ZM148 259V258H147ZM1 260V259H0ZM96 260V259H95ZM96 260V261H97ZM128 260V259H127ZM150 260V259H149ZM103 261V260H102ZM110 261V260H109ZM111 263L110 264H114V263ZM126 261V260H125ZM131 259L129 260V263L131 264H134L132 262H130ZM14 262V261H13ZM23 262V261H22ZM115 262V263H116ZM124 261H122L123 263ZM127 262V261H126ZM155 262V261H154ZM157 262V261H156ZM125 263V262H124ZM128 263V264H129ZM144 263V262H143ZM150 263V262H149ZM22 264V263H21ZM49 264V263H48ZM105 264V263H104ZM108 264V263H107ZM127 264V263H126ZM142 264V263H141ZM148 264V262H147ZM156 264V263H154Z\"/></svg>","mask_w":264,"mask_h":264}]
</instances>
